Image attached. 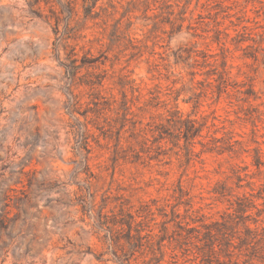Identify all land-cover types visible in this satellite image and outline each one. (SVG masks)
Returning <instances> with one entry per match:
<instances>
[{"label":"rangeland","instance_id":"374dc122","mask_svg":"<svg viewBox=\"0 0 264 264\" xmlns=\"http://www.w3.org/2000/svg\"><path fill=\"white\" fill-rule=\"evenodd\" d=\"M0 264H264V0H0Z\"/></svg>","mask_w":264,"mask_h":264},{"label":"trees","instance_id":"16d2710c","mask_svg":"<svg viewBox=\"0 0 264 264\" xmlns=\"http://www.w3.org/2000/svg\"><path fill=\"white\" fill-rule=\"evenodd\" d=\"M190 130H188V132H189Z\"/></svg>","mask_w":264,"mask_h":264}]
</instances>
